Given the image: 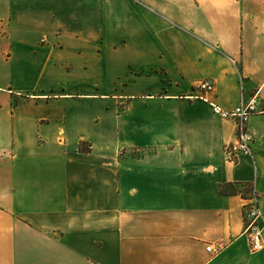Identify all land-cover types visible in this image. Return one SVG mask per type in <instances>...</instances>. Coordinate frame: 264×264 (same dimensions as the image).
I'll return each mask as SVG.
<instances>
[{
  "label": "crops",
  "instance_id": "1",
  "mask_svg": "<svg viewBox=\"0 0 264 264\" xmlns=\"http://www.w3.org/2000/svg\"><path fill=\"white\" fill-rule=\"evenodd\" d=\"M0 9V264H264L241 211L252 186L264 216V0ZM200 79L256 100L252 157L226 158Z\"/></svg>",
  "mask_w": 264,
  "mask_h": 264
},
{
  "label": "built area",
  "instance_id": "2",
  "mask_svg": "<svg viewBox=\"0 0 264 264\" xmlns=\"http://www.w3.org/2000/svg\"><path fill=\"white\" fill-rule=\"evenodd\" d=\"M45 36L42 35L40 41L43 42ZM239 82L242 78L239 76ZM213 90V82L210 79H200L194 85V96L207 102L210 105L211 111L224 118H232L235 122V138L233 141L224 144L222 150L229 161H235L240 155L252 157L251 143L253 134L249 130L247 123L250 115L262 110L256 107V100L250 98L244 101L242 95L238 104L231 110H224L218 105L209 101L207 93ZM242 218H243V235L246 238L247 246L250 252H257L263 248L262 229L264 227V216L259 204L258 195L254 187H249L248 195L243 199L242 203ZM209 252L218 251L210 244L206 246Z\"/></svg>",
  "mask_w": 264,
  "mask_h": 264
},
{
  "label": "rangeland",
  "instance_id": "3",
  "mask_svg": "<svg viewBox=\"0 0 264 264\" xmlns=\"http://www.w3.org/2000/svg\"><path fill=\"white\" fill-rule=\"evenodd\" d=\"M7 20H10V16H9L8 12L0 9V36L7 33V30H8ZM9 24H10V22H9ZM1 71L5 72V75L7 74V65L5 67V65L1 62V57H0V72Z\"/></svg>",
  "mask_w": 264,
  "mask_h": 264
}]
</instances>
